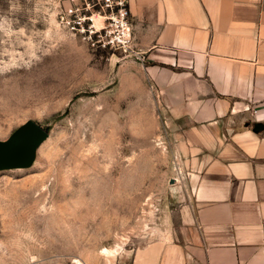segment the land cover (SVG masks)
I'll return each mask as SVG.
<instances>
[{
    "label": "rangeland",
    "instance_id": "1",
    "mask_svg": "<svg viewBox=\"0 0 264 264\" xmlns=\"http://www.w3.org/2000/svg\"><path fill=\"white\" fill-rule=\"evenodd\" d=\"M108 16L104 0H0V140L48 131L30 165L0 168V264H129L171 221L163 113L143 60L99 43Z\"/></svg>",
    "mask_w": 264,
    "mask_h": 264
},
{
    "label": "crops",
    "instance_id": "2",
    "mask_svg": "<svg viewBox=\"0 0 264 264\" xmlns=\"http://www.w3.org/2000/svg\"><path fill=\"white\" fill-rule=\"evenodd\" d=\"M127 7L178 191L168 227L129 264H264V0Z\"/></svg>",
    "mask_w": 264,
    "mask_h": 264
},
{
    "label": "water",
    "instance_id": "3",
    "mask_svg": "<svg viewBox=\"0 0 264 264\" xmlns=\"http://www.w3.org/2000/svg\"><path fill=\"white\" fill-rule=\"evenodd\" d=\"M47 136V129L37 122L29 120L24 123L7 139L0 140V168L30 165L37 147Z\"/></svg>",
    "mask_w": 264,
    "mask_h": 264
},
{
    "label": "built area",
    "instance_id": "4",
    "mask_svg": "<svg viewBox=\"0 0 264 264\" xmlns=\"http://www.w3.org/2000/svg\"><path fill=\"white\" fill-rule=\"evenodd\" d=\"M104 1L105 5L110 8V16H108V24L98 32L99 43L140 58L132 47V27L129 21L127 0ZM69 12L74 14L73 9H69Z\"/></svg>",
    "mask_w": 264,
    "mask_h": 264
},
{
    "label": "trees",
    "instance_id": "5",
    "mask_svg": "<svg viewBox=\"0 0 264 264\" xmlns=\"http://www.w3.org/2000/svg\"><path fill=\"white\" fill-rule=\"evenodd\" d=\"M255 129H256V127H255Z\"/></svg>",
    "mask_w": 264,
    "mask_h": 264
}]
</instances>
